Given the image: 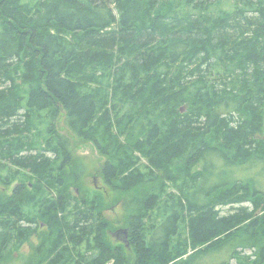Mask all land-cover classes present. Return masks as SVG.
I'll use <instances>...</instances> for the list:
<instances>
[{"label": "trees", "instance_id": "1", "mask_svg": "<svg viewBox=\"0 0 264 264\" xmlns=\"http://www.w3.org/2000/svg\"><path fill=\"white\" fill-rule=\"evenodd\" d=\"M223 1L0 0V264L30 240L27 208L41 201L24 172L42 186L56 179L51 166L61 156L60 171L72 163L66 139L50 128L63 112L80 138L99 133L108 140L97 144L112 156L104 167L111 184L121 180L128 193L152 187L129 202L132 264H179L190 249L198 256L235 240L240 264H258L243 255L248 248L264 261V195L253 181L222 190L224 182L201 209L186 189L176 195L166 188L175 161L185 163L194 184L203 172L190 170L215 153L230 165L264 161V0H234L231 13L210 11ZM127 105L138 109L123 113ZM44 123L49 136L36 148L34 134L42 135ZM69 182L64 176L54 188L62 189L63 213ZM176 198L190 216L188 236L177 225ZM56 204L48 200L37 210ZM217 206L232 212L221 216ZM91 210L80 207L75 224L53 223L57 239L46 256L58 252L48 264L69 259V247L58 249V242L75 238L81 246L93 237L98 253L82 262L121 264L125 247L107 240L116 227Z\"/></svg>", "mask_w": 264, "mask_h": 264}, {"label": "rangeland", "instance_id": "2", "mask_svg": "<svg viewBox=\"0 0 264 264\" xmlns=\"http://www.w3.org/2000/svg\"><path fill=\"white\" fill-rule=\"evenodd\" d=\"M234 10V0H224L222 3L213 7L210 11L218 14V13H231ZM104 88L108 85L105 82ZM106 91H103L104 95ZM138 109V108H137ZM137 109H133L131 105H127L123 108V113L136 112ZM186 111V109L184 110ZM39 121H37L38 123ZM38 127L42 128V125L38 123ZM50 128L58 133V135L64 137L68 144V151L71 155L70 165H67L65 170L60 171L61 165L64 162L65 156H61L58 160L56 159V163L51 166V173L53 178L64 177L66 176L69 182V189L67 192L68 197L70 196V202L68 204L67 210L63 213V215H70L72 213L74 201L77 200V196L79 195V202L86 205L90 204V199L93 197L97 198V203L101 205L100 213L104 212V209L110 208V212L106 213L107 220L110 222L111 227L114 228L119 226L117 222H122L124 224L120 226H125V221L127 216L129 217V212L132 213V209L129 206V202L132 201V198L136 195L138 198L143 197L148 192H152L150 189V183H145V185L138 188V190H134L128 193L127 188L121 183V180H114V184L106 185L102 175V169L107 161L112 159V156L105 155L101 153L99 149L100 145L104 147L108 144V140L104 138V135L97 134L95 140L88 141L80 138L76 135L67 124V117L65 112L61 113L56 121L54 122V126H50ZM49 136L47 124H43L42 135L34 134V142L36 148L44 147V143L46 142L47 137ZM97 141V142H96ZM122 142H126L124 138L121 140ZM99 143V144H97ZM46 144V143H45ZM213 148L220 149L218 144L214 143ZM112 152V151H111ZM217 152V151H215ZM113 153V152H112ZM261 161V160H260ZM256 164V165H255ZM253 165H230L227 164L223 159L217 157L216 153L212 154L202 163L196 164L190 170L191 174L201 173L203 172V178L200 184H194L192 180H190L186 176V166L184 162L175 161L171 166H169V173L167 178V190L176 195L179 194V189H186L188 199L195 204L197 209H201L207 206L208 203L212 202L213 198L218 197L217 191L214 188L219 189L222 188V184L227 182V186L223 187L222 190L228 189L227 187L232 186L234 183L241 182L246 184L249 181H253L256 189L264 195V161L255 163ZM140 169L147 173V166H149L148 161L144 158H141L140 161ZM24 176L26 178V183L28 188L33 190L34 192H38V198L49 196V191H45L44 187L51 185L53 189L55 188L56 181L52 180L51 183H47L44 185H36L37 178L29 172H24ZM125 176V174H124ZM170 176V178H169ZM75 177V178H74ZM123 177V176H122ZM165 179V178H164ZM191 181V183L187 185H183L184 182ZM36 185V186H35ZM35 186V188H34ZM58 186V185H57ZM61 186V185H60ZM50 188V187H49ZM201 189V190H199ZM105 190V191H104ZM213 190V192H212ZM12 192V189L10 190ZM37 198V199H38ZM175 209L179 213V219L177 221V225H179L181 231L184 233V222L187 223L190 216L184 215L181 206L179 205V201L175 199ZM79 202H75L80 205ZM34 208H35V203ZM64 205V204H63ZM81 206V205H80ZM82 207V206H81ZM166 207V206H165ZM217 210L220 212L221 216L227 215L232 212L230 206H217ZM156 221L160 220L162 217V213L156 211L155 213ZM172 220L170 221V223ZM118 228V227H117ZM184 236H188L186 230L183 234ZM111 242L114 245H117L120 242L116 240V238H112ZM107 240L110 239L107 236ZM121 240V239H120ZM238 240H235L231 244H226L215 251H210L207 253H203L198 256H194L197 251H193L190 249L189 253L184 256L182 261H179V264H240V259L238 258V254L236 251ZM39 245V241L37 239L31 240L29 244H26L22 247L20 251L14 257H11V260L7 261L4 264H24L28 259L32 258L33 253H35L36 248ZM90 253H98L97 243L94 237L85 245H82L78 252L79 254H83L85 252ZM259 252L256 254L255 250L252 248H248L244 251L243 255L252 256L253 262H258V264H264V261L260 263ZM193 256V257H191ZM128 257L130 258V263L128 261ZM135 252L134 248L131 247L129 250L124 251V257L122 259L121 264H132L134 261ZM191 257V258H190ZM188 259V260H187ZM117 259H112L106 264H117ZM252 262V263H253Z\"/></svg>", "mask_w": 264, "mask_h": 264}, {"label": "flooded vegetation", "instance_id": "3", "mask_svg": "<svg viewBox=\"0 0 264 264\" xmlns=\"http://www.w3.org/2000/svg\"><path fill=\"white\" fill-rule=\"evenodd\" d=\"M105 167V165H104ZM104 167L102 169V175H103V179L105 184L111 185V180L107 178V174L104 171ZM75 178V177H74ZM36 185H38V181H36ZM48 182L45 181L43 182L44 184H47ZM56 185L60 186L61 185V177H58L56 179V181L54 182ZM16 186V185H15ZM14 186V187H15ZM46 186V185H44ZM13 187V189H14ZM45 191H49V196L47 195L45 197L41 198L40 204L39 206H36L37 203H35V208H34V204L31 203L28 205L27 208V212H26V216H27V226H29V233H31V238L30 240L26 243L29 244L31 242V240L33 239H37V241H39V245L35 250V253H33L32 258L28 259L24 264L28 263V264H39L42 262V264H48L56 255V253H52L50 256H46V254L48 253V249L49 246L51 245V243L54 241H56L57 237H55L54 235L56 234V232H58V227H53V223L60 221L62 223H66L67 221H72V223L74 222L75 224V216L78 214L76 213L77 210L82 206L85 208H90L92 209L91 211L94 212L95 214H98L97 216L101 217L103 220H106L108 223H110L107 220V212H110V208L104 209L103 213H100V208L101 205L99 203H97V198L93 197L92 199H90V204L86 205L85 202L80 203L79 202V195L77 196V200H75L73 203V209H72V213L70 215H63V212L60 210L61 206H62V202H63V194L61 193L62 189L57 188L56 190L53 189V187H44ZM12 189V190H13ZM105 191V190H104ZM48 200H52L54 202H56V207L51 210L50 212H44L45 210H37L38 207H40V205L42 204V206L46 207V202ZM75 202H79L78 205L76 204L75 206ZM39 211V212H38ZM119 226H116L115 229H109L107 230V236L108 238L111 240H113L112 238H116V240L120 241V242H115L118 244H121L125 247V250H129V248H131V228L128 226H120L124 223L122 222H117ZM118 227V228H117ZM75 229V227H74ZM121 229H125L128 230V242H125V234L121 233L119 234V236H116V232L118 230ZM121 239V240H120ZM113 243V242H112ZM25 244V245H26ZM24 245V246H25ZM64 245H66L67 247H69V252L68 253V260L66 262V264H85L84 262H82V257L83 256H91L93 255V253L89 252H85L83 254H79L78 249L85 244L80 245H76L75 244V238H74V242H67V243H62V242H58V249H62L64 247ZM39 247L41 248V251L39 254L38 253V249ZM17 254V252L12 253V257H14Z\"/></svg>", "mask_w": 264, "mask_h": 264}, {"label": "water", "instance_id": "4", "mask_svg": "<svg viewBox=\"0 0 264 264\" xmlns=\"http://www.w3.org/2000/svg\"><path fill=\"white\" fill-rule=\"evenodd\" d=\"M185 110V108L183 109V111ZM121 233H123V234H125V242H128V238H127V235H128V230H125V229H121V230H118L117 232H116V236H119V234H121Z\"/></svg>", "mask_w": 264, "mask_h": 264}]
</instances>
